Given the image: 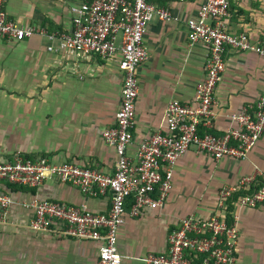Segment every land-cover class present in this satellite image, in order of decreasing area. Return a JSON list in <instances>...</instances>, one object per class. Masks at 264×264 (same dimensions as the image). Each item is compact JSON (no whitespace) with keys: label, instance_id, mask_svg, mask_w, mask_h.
Here are the masks:
<instances>
[{"label":"crops","instance_id":"obj_1","mask_svg":"<svg viewBox=\"0 0 264 264\" xmlns=\"http://www.w3.org/2000/svg\"><path fill=\"white\" fill-rule=\"evenodd\" d=\"M83 0H7L8 17L35 33L23 40L0 37V162L18 152L74 162L104 172L115 170L118 155L103 132L116 123L121 106L124 67L117 51L109 58L60 48L61 35L74 29V8ZM173 18L155 17L145 33L148 59L138 67L139 94L133 138L127 154L136 158L142 143L166 131L165 112L173 100L194 104L199 82L206 77L209 45L191 42L187 20L196 17L200 0H158ZM227 24L264 44V0H230ZM41 29V30H40ZM44 31V32H42ZM47 33L56 34L50 40ZM54 45V50L49 46ZM226 70L216 91L214 127L223 134L232 115L253 112L264 95V57L228 47ZM172 188L165 201L131 213L128 200L118 233L122 264H149L143 257L164 253L169 233L187 216L207 218L223 213L220 191L255 174L264 176V133L245 158L215 159L190 146L172 167ZM12 202L0 223V264H101L94 240L69 236L56 221L35 229L34 200L49 199L108 212L109 195L89 196L75 185L50 177L37 187L0 182ZM239 264H264V204L234 206Z\"/></svg>","mask_w":264,"mask_h":264},{"label":"built area","instance_id":"obj_2","mask_svg":"<svg viewBox=\"0 0 264 264\" xmlns=\"http://www.w3.org/2000/svg\"><path fill=\"white\" fill-rule=\"evenodd\" d=\"M157 1L83 0L74 8L73 31L61 35L60 48L64 50L103 58L117 51L122 54L125 75L121 106L116 123L103 132L118 155L115 170L104 172L74 162L54 163L46 156L34 158L20 152L12 160L0 162V182L37 187L45 179L56 177L89 196L109 195L108 212L49 199L32 203L33 228L48 229L60 221L67 235L98 241L101 264H122L118 233L125 220L128 200L132 201L134 215L144 207L161 205L172 188V167L190 146L217 160L245 158L264 133V95L256 101L253 112L245 108L232 115L233 124L223 134L212 131L216 91L226 70L228 47L254 51L264 57V44L252 42L246 33L231 32L226 20L230 15V0H200L197 16L187 20L188 36L191 42L208 44L210 55L207 74L197 85L194 104L171 101L165 112L166 131L159 130L142 143L136 158L127 154L139 94L137 71L149 57L144 40L147 27L155 17L173 18L171 10ZM6 2L0 0V37L20 41L33 35L34 27L24 28L8 17ZM46 35L52 41L56 38L54 33ZM49 49L57 48L51 45ZM11 202L10 194L0 189V223L7 220ZM237 203L264 204V176L246 175L236 185L222 188L218 207L223 213L207 218H182L169 233L168 249L164 253H150L143 260L149 264H239L237 216L234 210H229L230 205ZM230 213L232 222L228 220Z\"/></svg>","mask_w":264,"mask_h":264},{"label":"trees","instance_id":"obj_3","mask_svg":"<svg viewBox=\"0 0 264 264\" xmlns=\"http://www.w3.org/2000/svg\"><path fill=\"white\" fill-rule=\"evenodd\" d=\"M229 210H230V212H231L232 210H234V206H233V205H230V206H229ZM228 220H229L230 222L233 221V220H232V215H231V213H230L229 216H228Z\"/></svg>","mask_w":264,"mask_h":264}]
</instances>
